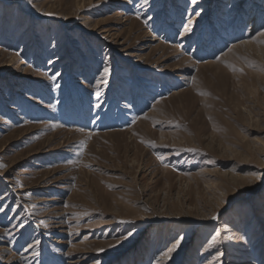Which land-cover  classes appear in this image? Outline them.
I'll return each mask as SVG.
<instances>
[{
  "label": "rangeland",
  "instance_id": "rangeland-1",
  "mask_svg": "<svg viewBox=\"0 0 264 264\" xmlns=\"http://www.w3.org/2000/svg\"><path fill=\"white\" fill-rule=\"evenodd\" d=\"M262 32L264 0H0V264H264Z\"/></svg>",
  "mask_w": 264,
  "mask_h": 264
},
{
  "label": "snow or ice",
  "instance_id": "snow-or-ice-1",
  "mask_svg": "<svg viewBox=\"0 0 264 264\" xmlns=\"http://www.w3.org/2000/svg\"><path fill=\"white\" fill-rule=\"evenodd\" d=\"M193 2H195V0H193ZM145 3H147V0H145ZM48 15H51V13H48ZM185 28H186V30H190V29L187 28V25L185 26ZM261 34L264 35V32H262ZM109 73H110V68L107 67V66H105V67L103 68V70H102V75H103L104 77H107V76L109 75ZM59 76H60V73L57 72V73H55V74L52 75L51 79H52L53 81H56L57 78H58ZM55 87H56V88H59V87H60V84H59V83H56ZM0 167H3V165H0ZM217 218H218V217H213V219H217ZM219 235H220V233H219V232H216V233H215V236H213V240L215 239L216 236H219ZM177 243H179V242H177ZM101 251H102V249H101ZM170 251H171V250H170Z\"/></svg>",
  "mask_w": 264,
  "mask_h": 264
},
{
  "label": "bare ground",
  "instance_id": "bare-ground-1",
  "mask_svg": "<svg viewBox=\"0 0 264 264\" xmlns=\"http://www.w3.org/2000/svg\"><path fill=\"white\" fill-rule=\"evenodd\" d=\"M84 102V101H83ZM85 103V102H84ZM84 103L82 104V107H84V108H82L81 110H82V112L83 111H85V106H83L84 105ZM233 258H235V257H233Z\"/></svg>",
  "mask_w": 264,
  "mask_h": 264
}]
</instances>
